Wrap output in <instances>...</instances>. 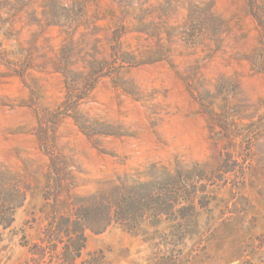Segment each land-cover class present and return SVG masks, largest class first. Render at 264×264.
I'll use <instances>...</instances> for the list:
<instances>
[{
	"label": "rangeland",
	"instance_id": "obj_1",
	"mask_svg": "<svg viewBox=\"0 0 264 264\" xmlns=\"http://www.w3.org/2000/svg\"><path fill=\"white\" fill-rule=\"evenodd\" d=\"M0 264H264V0H0Z\"/></svg>",
	"mask_w": 264,
	"mask_h": 264
},
{
	"label": "trees",
	"instance_id": "obj_2",
	"mask_svg": "<svg viewBox=\"0 0 264 264\" xmlns=\"http://www.w3.org/2000/svg\"><path fill=\"white\" fill-rule=\"evenodd\" d=\"M0 224H2L3 226H5L6 224H8V222L6 220L3 221V219L0 217Z\"/></svg>",
	"mask_w": 264,
	"mask_h": 264
}]
</instances>
